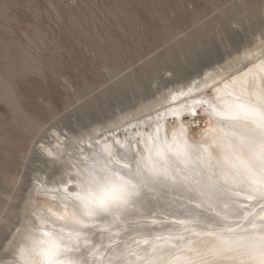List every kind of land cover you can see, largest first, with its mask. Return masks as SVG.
<instances>
[{
    "label": "rangeland",
    "instance_id": "374dc122",
    "mask_svg": "<svg viewBox=\"0 0 264 264\" xmlns=\"http://www.w3.org/2000/svg\"><path fill=\"white\" fill-rule=\"evenodd\" d=\"M263 43L264 0H0V264L52 203L43 191L75 177L72 155L153 121L170 91ZM184 117L193 138L211 118ZM159 203L158 215L190 213Z\"/></svg>",
    "mask_w": 264,
    "mask_h": 264
},
{
    "label": "bare ground",
    "instance_id": "6f19581e",
    "mask_svg": "<svg viewBox=\"0 0 264 264\" xmlns=\"http://www.w3.org/2000/svg\"><path fill=\"white\" fill-rule=\"evenodd\" d=\"M263 51L198 75L161 98L169 110L153 121L72 155L75 177L43 191L52 203L19 235L11 264H264ZM198 107L211 118L193 138L184 116ZM159 201L190 213L158 215Z\"/></svg>",
    "mask_w": 264,
    "mask_h": 264
}]
</instances>
